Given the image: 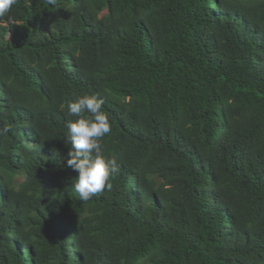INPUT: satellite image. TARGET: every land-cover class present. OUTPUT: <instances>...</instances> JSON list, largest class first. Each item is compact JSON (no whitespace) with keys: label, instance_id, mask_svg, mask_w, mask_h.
I'll list each match as a JSON object with an SVG mask.
<instances>
[{"label":"trees","instance_id":"1","mask_svg":"<svg viewBox=\"0 0 264 264\" xmlns=\"http://www.w3.org/2000/svg\"><path fill=\"white\" fill-rule=\"evenodd\" d=\"M10 15L0 264H264V0H17ZM85 94L104 101L119 172L81 201L66 124Z\"/></svg>","mask_w":264,"mask_h":264},{"label":"clouds","instance_id":"2","mask_svg":"<svg viewBox=\"0 0 264 264\" xmlns=\"http://www.w3.org/2000/svg\"><path fill=\"white\" fill-rule=\"evenodd\" d=\"M57 2L58 0H47L48 5L53 7ZM16 3L17 0H0V21L6 25L13 24L10 12ZM103 103L97 95L85 94L75 97L67 104V114L78 118L66 124L70 141L66 166L78 173L72 181V191L81 201L92 199L106 187L111 189L110 178L119 172L116 158L103 154L101 140L111 132ZM8 131L10 129L5 126L0 129V134Z\"/></svg>","mask_w":264,"mask_h":264},{"label":"rangeland","instance_id":"3","mask_svg":"<svg viewBox=\"0 0 264 264\" xmlns=\"http://www.w3.org/2000/svg\"><path fill=\"white\" fill-rule=\"evenodd\" d=\"M18 178V177H17Z\"/></svg>","mask_w":264,"mask_h":264}]
</instances>
